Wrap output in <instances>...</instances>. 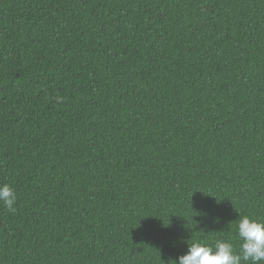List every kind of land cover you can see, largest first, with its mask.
Wrapping results in <instances>:
<instances>
[{
	"label": "trees",
	"instance_id": "1",
	"mask_svg": "<svg viewBox=\"0 0 264 264\" xmlns=\"http://www.w3.org/2000/svg\"><path fill=\"white\" fill-rule=\"evenodd\" d=\"M0 183V264L235 243L264 218V0H0Z\"/></svg>",
	"mask_w": 264,
	"mask_h": 264
},
{
	"label": "clouds",
	"instance_id": "2",
	"mask_svg": "<svg viewBox=\"0 0 264 264\" xmlns=\"http://www.w3.org/2000/svg\"><path fill=\"white\" fill-rule=\"evenodd\" d=\"M64 100L63 96L55 97L56 103ZM16 202V190L0 183V204L14 213ZM234 227L235 243L232 239H217L212 244L193 241L174 264H264V218L240 216Z\"/></svg>",
	"mask_w": 264,
	"mask_h": 264
}]
</instances>
